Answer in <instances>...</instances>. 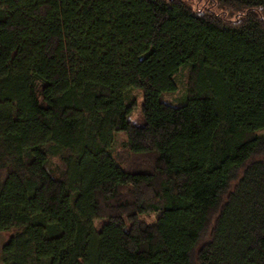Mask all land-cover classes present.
<instances>
[{
    "label": "trees",
    "instance_id": "trees-1",
    "mask_svg": "<svg viewBox=\"0 0 264 264\" xmlns=\"http://www.w3.org/2000/svg\"><path fill=\"white\" fill-rule=\"evenodd\" d=\"M202 1L0 0L3 264H264V0Z\"/></svg>",
    "mask_w": 264,
    "mask_h": 264
},
{
    "label": "rangeland",
    "instance_id": "rangeland-1",
    "mask_svg": "<svg viewBox=\"0 0 264 264\" xmlns=\"http://www.w3.org/2000/svg\"><path fill=\"white\" fill-rule=\"evenodd\" d=\"M189 2V4H191L192 8L197 9V8H202V7H206V5H208L206 3V1H202V0H187ZM209 7V5L207 6ZM185 76L182 74L179 77V84H178V89L176 90L175 94L172 96H166L163 95L162 100H164L165 102H168L172 105H179L181 102V98L180 96H183V91H184V82H185ZM132 95L134 96V99L136 100V105L134 107V110L132 111V118L137 119L139 118L140 115V104L142 101V97H141V92L138 90H133L131 91ZM118 139L117 141L114 143L113 148L119 152H121L123 155L121 156L122 159L125 158V151H122V148L120 146V141L122 140V137H125V134L120 132L118 133ZM14 230H9V231H2L0 232V264H3L2 260H1V249L3 244L9 239V237L13 234Z\"/></svg>",
    "mask_w": 264,
    "mask_h": 264
}]
</instances>
